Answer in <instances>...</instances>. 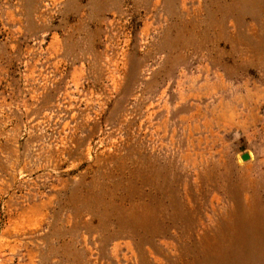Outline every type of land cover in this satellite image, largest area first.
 <instances>
[{
  "label": "rangeland",
  "instance_id": "1",
  "mask_svg": "<svg viewBox=\"0 0 264 264\" xmlns=\"http://www.w3.org/2000/svg\"><path fill=\"white\" fill-rule=\"evenodd\" d=\"M0 264H264V0H0Z\"/></svg>",
  "mask_w": 264,
  "mask_h": 264
},
{
  "label": "water",
  "instance_id": "2",
  "mask_svg": "<svg viewBox=\"0 0 264 264\" xmlns=\"http://www.w3.org/2000/svg\"><path fill=\"white\" fill-rule=\"evenodd\" d=\"M249 158V155L247 153L241 154V159L242 160H247Z\"/></svg>",
  "mask_w": 264,
  "mask_h": 264
}]
</instances>
